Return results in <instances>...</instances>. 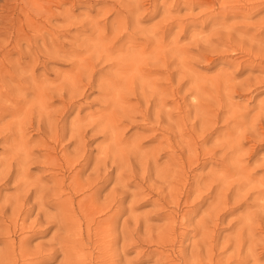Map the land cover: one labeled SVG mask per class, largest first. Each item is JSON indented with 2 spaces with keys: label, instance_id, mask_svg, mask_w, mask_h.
Wrapping results in <instances>:
<instances>
[{
  "label": "rangeland",
  "instance_id": "374dc122",
  "mask_svg": "<svg viewBox=\"0 0 264 264\" xmlns=\"http://www.w3.org/2000/svg\"><path fill=\"white\" fill-rule=\"evenodd\" d=\"M0 264H264V0H0Z\"/></svg>",
  "mask_w": 264,
  "mask_h": 264
}]
</instances>
